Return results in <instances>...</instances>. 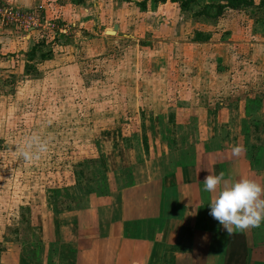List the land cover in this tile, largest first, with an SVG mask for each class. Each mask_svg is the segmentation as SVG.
Returning <instances> with one entry per match:
<instances>
[{
    "label": "rangeland",
    "instance_id": "rangeland-1",
    "mask_svg": "<svg viewBox=\"0 0 264 264\" xmlns=\"http://www.w3.org/2000/svg\"><path fill=\"white\" fill-rule=\"evenodd\" d=\"M94 1L101 8L90 3L88 16L73 22L67 9L59 15L43 9L47 0H29L28 6L0 0V8L32 12L36 18L33 26H22L7 19L9 9H0L5 11L0 16V254L34 249L51 210L97 203L110 189L128 183L133 162L142 157L141 136L147 131L149 141V131L161 132V118H191L185 127H168L177 136L192 128L217 132L210 122L209 127L194 124L196 118L205 122L214 117L213 111L196 115L178 107L187 103L192 86L202 89L197 88L202 71H209L205 87L211 89L210 71L229 67L225 60L212 66L222 45L231 49H223L220 59L232 55V68L244 70L252 63L246 42L264 37V3L259 0L225 7L216 16L196 12L225 0H195L187 11L168 0H144V8L136 4L143 0ZM34 43V57L26 63V51ZM237 82L241 85L245 78ZM200 93L199 105L204 102ZM233 104L235 100L225 105L231 118ZM220 113L224 123L226 112ZM260 114L252 112L251 120L234 114L235 125L219 126L239 133L241 143L245 137L244 148L246 143L253 147L246 149L253 167L261 162L252 153L257 148L264 153V112L261 119ZM152 118L155 126L147 122ZM33 134L48 150L29 163L17 149Z\"/></svg>",
    "mask_w": 264,
    "mask_h": 264
},
{
    "label": "crops",
    "instance_id": "crops-1",
    "mask_svg": "<svg viewBox=\"0 0 264 264\" xmlns=\"http://www.w3.org/2000/svg\"><path fill=\"white\" fill-rule=\"evenodd\" d=\"M18 1L28 6L29 0ZM56 1L47 0L42 8L51 9L53 14L67 9L73 22L88 16L91 6L101 8V3L94 0ZM222 46V50L231 49L230 45ZM246 47L251 68L235 70L234 57L228 54L220 59L222 50H218L220 53L215 55L212 66L225 60L229 67L222 72L210 71L214 83L211 89L205 87L209 83V71H202L197 88L205 93H202L204 102L198 104L201 93L192 86L194 92L187 91L190 99L178 107L195 110L196 115L213 111L214 117H207L205 122L196 118L194 124L209 127L210 122L211 126L215 124L217 132L209 128L211 134L202 133L201 129L192 128L177 136L169 133L168 127L172 124L176 128L179 124L185 127L191 118L180 119L176 113L174 121L161 118L157 121L161 132L149 131V141L144 137L147 131L141 136L142 157L133 162L128 183L110 189L105 199L97 203L78 209L51 210L38 245L34 249L20 247L12 253L2 252L0 264H224L229 235L209 215L213 194L204 191V178L223 171L226 181L247 177L264 187L263 148L252 153L261 162L253 167L251 163L255 160L251 153L245 151L239 157L231 153L232 146L243 145L245 137L241 143L239 133L221 128L235 125L234 114L237 118H250L252 112L260 111L261 119L264 112V37L257 43L246 42ZM240 77L245 78L241 85L237 82ZM254 95L258 97L253 98ZM230 100L236 101L231 106L232 118L230 106H225ZM223 110L227 115L224 123L220 121ZM154 121L152 118L147 122L155 126ZM251 148L246 143L245 149L251 152ZM234 233L245 238L244 264H264V222L259 227Z\"/></svg>",
    "mask_w": 264,
    "mask_h": 264
},
{
    "label": "clouds",
    "instance_id": "clouds-1",
    "mask_svg": "<svg viewBox=\"0 0 264 264\" xmlns=\"http://www.w3.org/2000/svg\"><path fill=\"white\" fill-rule=\"evenodd\" d=\"M48 150L47 143L33 134L25 138L17 149V155L25 162L38 160ZM246 149L243 145L231 148L233 156L239 157ZM225 173L209 174L203 180L204 191L212 195L209 215L231 236L235 231L259 227L264 222V187L247 177L229 182Z\"/></svg>",
    "mask_w": 264,
    "mask_h": 264
},
{
    "label": "trees",
    "instance_id": "trees-1",
    "mask_svg": "<svg viewBox=\"0 0 264 264\" xmlns=\"http://www.w3.org/2000/svg\"><path fill=\"white\" fill-rule=\"evenodd\" d=\"M165 1V0H162ZM174 2L178 5L181 10L187 11L190 9L191 5L195 3V0H168ZM252 0H225L224 3L208 4L201 7L196 13V15L204 14L210 16H216L223 11L225 7L228 8H237L239 5H250ZM259 3H264V0H259ZM137 5L144 8V0L137 2ZM210 7H212V12H210ZM37 47V44H33L28 51H26L27 61H31L34 57V52ZM47 53H41L40 57L45 58ZM246 257V243L245 238L241 233H234L229 236L228 245L225 255L224 264H244Z\"/></svg>",
    "mask_w": 264,
    "mask_h": 264
},
{
    "label": "built area",
    "instance_id": "built-area-1",
    "mask_svg": "<svg viewBox=\"0 0 264 264\" xmlns=\"http://www.w3.org/2000/svg\"><path fill=\"white\" fill-rule=\"evenodd\" d=\"M0 9H9V15H7V19H9L10 21L13 20L14 23H17L19 25L22 26H27V27H31L35 24L34 20H36V18H34V15L32 12H23V11H17L16 8L13 7H8V8H0ZM11 9H16L14 11H11ZM5 11L0 12V16H4Z\"/></svg>",
    "mask_w": 264,
    "mask_h": 264
},
{
    "label": "water",
    "instance_id": "water-1",
    "mask_svg": "<svg viewBox=\"0 0 264 264\" xmlns=\"http://www.w3.org/2000/svg\"><path fill=\"white\" fill-rule=\"evenodd\" d=\"M116 28H117V24H113L112 25V29H113L112 31L116 30Z\"/></svg>",
    "mask_w": 264,
    "mask_h": 264
}]
</instances>
